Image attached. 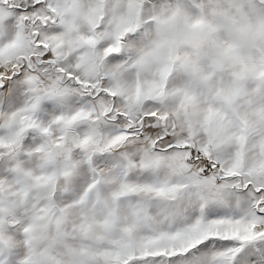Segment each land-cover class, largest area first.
I'll use <instances>...</instances> for the list:
<instances>
[{
  "label": "snow or ice",
  "instance_id": "obj_1",
  "mask_svg": "<svg viewBox=\"0 0 264 264\" xmlns=\"http://www.w3.org/2000/svg\"><path fill=\"white\" fill-rule=\"evenodd\" d=\"M0 264H264V0H0Z\"/></svg>",
  "mask_w": 264,
  "mask_h": 264
}]
</instances>
